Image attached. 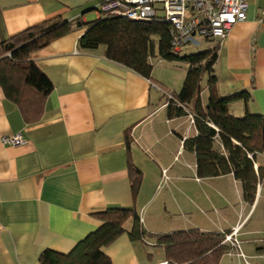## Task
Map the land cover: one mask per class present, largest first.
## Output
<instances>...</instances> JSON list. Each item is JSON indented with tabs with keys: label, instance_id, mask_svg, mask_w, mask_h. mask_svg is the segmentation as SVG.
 <instances>
[{
	"label": "crops",
	"instance_id": "1",
	"mask_svg": "<svg viewBox=\"0 0 264 264\" xmlns=\"http://www.w3.org/2000/svg\"><path fill=\"white\" fill-rule=\"evenodd\" d=\"M108 1L0 0V44L57 18L86 24L29 56L52 84L37 120H25L0 87V264H38L46 249L69 252L101 226L96 214L109 208L133 209L144 230L132 241L127 232L133 220L124 222L125 232L102 247L111 264H150L151 248L161 251V264L160 237L234 229L243 257L233 248L218 264H254L264 246V175L252 203L232 174L199 177L195 152L183 147L197 132L188 116L168 117L164 92L170 91L162 79L106 59L103 47L78 48ZM262 9L264 0H248L246 20L213 40L217 92L238 96L229 105L233 116H264ZM15 134L22 144L2 142ZM129 166L141 173L136 193ZM253 167L264 169V155Z\"/></svg>",
	"mask_w": 264,
	"mask_h": 264
},
{
	"label": "trees",
	"instance_id": "2",
	"mask_svg": "<svg viewBox=\"0 0 264 264\" xmlns=\"http://www.w3.org/2000/svg\"><path fill=\"white\" fill-rule=\"evenodd\" d=\"M86 24L59 18L30 27L0 44V87L5 97L15 103L27 121L40 116L44 98L52 90L49 79L29 59L31 53L49 45L69 33L72 28ZM169 24L155 21H130L104 13L90 23L79 37L77 46L83 51L104 48L106 59L143 77L149 78L151 60H181L188 65L180 90L172 93L174 101L167 105L168 117L193 114L197 135L183 141V147L195 152L197 175L210 178L232 174L242 185L245 200L252 203L257 184L264 169L254 170L255 158L264 155V116L246 113L235 117L229 105L237 95L221 97L217 92V78L213 64L216 48L178 56L171 45ZM211 40L210 38H202ZM205 77V85L202 80ZM207 100H201L202 90ZM243 98H246L243 97ZM131 190L136 193L140 171L129 166ZM102 224L76 243L67 253L44 250L38 264H111L102 247L125 232L123 224L131 218L133 225L127 232L130 240L144 235L139 218L131 208H109L96 214ZM223 235L204 234L196 230L174 232L157 239L164 250L166 264H218L220 258L233 251L223 243Z\"/></svg>",
	"mask_w": 264,
	"mask_h": 264
},
{
	"label": "built area",
	"instance_id": "3",
	"mask_svg": "<svg viewBox=\"0 0 264 264\" xmlns=\"http://www.w3.org/2000/svg\"><path fill=\"white\" fill-rule=\"evenodd\" d=\"M248 0H111L101 6L109 15L120 16L130 21H155L169 24L171 45L178 50L185 42L193 41V36L222 40L228 30L236 23L247 18ZM259 20L264 25V9ZM165 105L174 101L170 92H164ZM175 102V101H174ZM189 123H193V114L188 113ZM2 142L19 145L24 142L20 134L2 137ZM165 170L163 180L167 179ZM235 229L222 233L223 243H228L243 257L235 238ZM231 255V254H229ZM247 264L248 262L245 261ZM161 264H166L163 262ZM254 264H264V246L259 259Z\"/></svg>",
	"mask_w": 264,
	"mask_h": 264
},
{
	"label": "rangeland",
	"instance_id": "4",
	"mask_svg": "<svg viewBox=\"0 0 264 264\" xmlns=\"http://www.w3.org/2000/svg\"><path fill=\"white\" fill-rule=\"evenodd\" d=\"M193 41L185 42L179 48L178 56H183L185 54L197 53L205 49H211L214 46L213 41L205 40L199 36H193ZM152 72L157 78H161L166 86V90H169L172 93H177L184 81L188 65L183 61H160L157 58L151 60ZM205 85V77L202 80V86ZM203 97L206 103L207 93L203 92ZM237 114V113H236ZM236 117H240L235 115ZM242 116V115H241ZM264 205V197L260 200V206ZM150 249V248H148ZM152 254H154L150 264H156V261L162 258L161 251L157 248H151Z\"/></svg>",
	"mask_w": 264,
	"mask_h": 264
}]
</instances>
